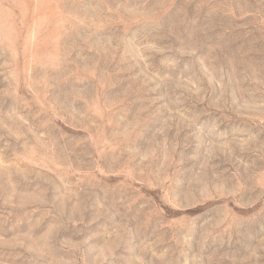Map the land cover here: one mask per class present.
Wrapping results in <instances>:
<instances>
[{"label": "rangeland", "instance_id": "rangeland-1", "mask_svg": "<svg viewBox=\"0 0 264 264\" xmlns=\"http://www.w3.org/2000/svg\"><path fill=\"white\" fill-rule=\"evenodd\" d=\"M0 264H264V0H0Z\"/></svg>", "mask_w": 264, "mask_h": 264}]
</instances>
